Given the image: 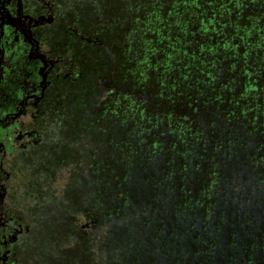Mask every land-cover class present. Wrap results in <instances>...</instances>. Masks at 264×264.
Returning <instances> with one entry per match:
<instances>
[{
    "label": "trees",
    "instance_id": "obj_1",
    "mask_svg": "<svg viewBox=\"0 0 264 264\" xmlns=\"http://www.w3.org/2000/svg\"><path fill=\"white\" fill-rule=\"evenodd\" d=\"M133 8L120 58L133 62L124 78L148 100L127 97L115 109L98 187L116 197L114 217L126 219L141 196L152 211L135 209L124 236L111 221L106 259L264 264V0H134ZM155 209L161 225L149 218ZM142 217L147 238L133 226Z\"/></svg>",
    "mask_w": 264,
    "mask_h": 264
},
{
    "label": "flooded vegetation",
    "instance_id": "obj_2",
    "mask_svg": "<svg viewBox=\"0 0 264 264\" xmlns=\"http://www.w3.org/2000/svg\"><path fill=\"white\" fill-rule=\"evenodd\" d=\"M126 4L134 9V0H0V264H27L45 206L29 201L33 174L75 159L66 135L73 125L50 115L59 114L72 87L88 88L92 72H101L102 34ZM134 14L123 18L132 27ZM27 162L33 167L25 171Z\"/></svg>",
    "mask_w": 264,
    "mask_h": 264
},
{
    "label": "rangeland",
    "instance_id": "obj_3",
    "mask_svg": "<svg viewBox=\"0 0 264 264\" xmlns=\"http://www.w3.org/2000/svg\"><path fill=\"white\" fill-rule=\"evenodd\" d=\"M120 6L121 13L117 14L118 18L105 26L113 24L109 27L111 31L102 34L105 51L101 72H92L88 88L84 84L72 87L68 91L70 98L63 99L64 104L67 102V107L63 104L59 114L50 115L52 122L73 125L72 131H67L66 135L71 138L69 155L75 159L70 161L69 156L65 159L63 157L55 164L42 165V169L33 174L36 193H32L29 201L33 200V205L42 202L45 206L40 207L39 233L35 235L33 247L27 250V264H68L69 259L73 258L76 264H119L114 258L106 259L105 256V252L110 250L105 246L104 239L112 229L111 221L120 226L124 236L121 225L136 219L138 212L135 209L147 213L152 211L149 200L141 196L142 206L129 209L126 219L114 217L111 215V202L116 197L98 187V178L103 171L104 162L111 161L112 158L106 152L111 146H105L104 137L107 134L114 135L113 129L116 126L112 121L115 118V109L122 102H127V97L138 95L148 100L132 83L133 62H122L120 58L121 34L132 28L129 20H126L130 16L128 12L132 9L127 4ZM108 22L102 20L99 24L104 26ZM125 67L132 69L127 78L123 75ZM53 118L56 119L53 121ZM84 150H87L88 155L86 161L82 159ZM34 163L36 165L37 161ZM30 165V162L25 164V171L33 167ZM235 174L243 173L237 170ZM234 181L240 192L241 177L240 180L239 176L236 177ZM31 183L30 179L26 181L25 191L30 189ZM154 212L156 216L149 217L151 222L154 226L161 225L165 219L163 212L161 209H155ZM94 218L97 219L96 223L93 222ZM85 223L90 224L83 227ZM145 223L146 219L142 217L133 226L136 229L141 226L143 235L147 238ZM90 240L92 249L89 252L87 250L86 255H79L78 249L88 247ZM111 249H114V246ZM111 253L114 255V252Z\"/></svg>",
    "mask_w": 264,
    "mask_h": 264
},
{
    "label": "water",
    "instance_id": "obj_4",
    "mask_svg": "<svg viewBox=\"0 0 264 264\" xmlns=\"http://www.w3.org/2000/svg\"><path fill=\"white\" fill-rule=\"evenodd\" d=\"M93 222H96V221L93 220ZM88 225H89V223H85V224H83V227L88 226Z\"/></svg>",
    "mask_w": 264,
    "mask_h": 264
}]
</instances>
